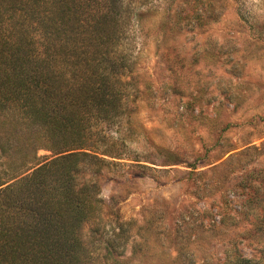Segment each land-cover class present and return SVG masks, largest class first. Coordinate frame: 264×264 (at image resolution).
Wrapping results in <instances>:
<instances>
[{
  "label": "rangeland",
  "instance_id": "1",
  "mask_svg": "<svg viewBox=\"0 0 264 264\" xmlns=\"http://www.w3.org/2000/svg\"><path fill=\"white\" fill-rule=\"evenodd\" d=\"M182 1L136 5L130 117L98 126L121 158L100 198L127 235L105 260L90 229L109 217L86 224L89 264H264V0H217V19L179 33Z\"/></svg>",
  "mask_w": 264,
  "mask_h": 264
},
{
  "label": "trees",
  "instance_id": "2",
  "mask_svg": "<svg viewBox=\"0 0 264 264\" xmlns=\"http://www.w3.org/2000/svg\"><path fill=\"white\" fill-rule=\"evenodd\" d=\"M216 2L183 0L177 31L217 19ZM138 4L0 0V264L93 263L84 226L106 216L89 245L119 257L127 230L100 179L121 158L98 126L130 117L122 78L135 57L122 47L143 18ZM39 150L51 154L42 163Z\"/></svg>",
  "mask_w": 264,
  "mask_h": 264
}]
</instances>
